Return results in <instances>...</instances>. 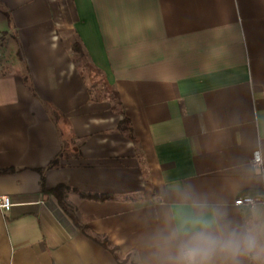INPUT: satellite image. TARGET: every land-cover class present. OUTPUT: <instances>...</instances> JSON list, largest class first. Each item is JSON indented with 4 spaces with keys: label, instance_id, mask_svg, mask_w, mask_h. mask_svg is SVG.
<instances>
[{
    "label": "crops",
    "instance_id": "crops-1",
    "mask_svg": "<svg viewBox=\"0 0 264 264\" xmlns=\"http://www.w3.org/2000/svg\"><path fill=\"white\" fill-rule=\"evenodd\" d=\"M71 36L121 104L89 92ZM257 151L264 0H0V264H157L185 205L251 214Z\"/></svg>",
    "mask_w": 264,
    "mask_h": 264
},
{
    "label": "clouds",
    "instance_id": "clouds-1",
    "mask_svg": "<svg viewBox=\"0 0 264 264\" xmlns=\"http://www.w3.org/2000/svg\"><path fill=\"white\" fill-rule=\"evenodd\" d=\"M264 264V210L242 220L196 202L174 214L161 238L157 264Z\"/></svg>",
    "mask_w": 264,
    "mask_h": 264
},
{
    "label": "trees",
    "instance_id": "trees-1",
    "mask_svg": "<svg viewBox=\"0 0 264 264\" xmlns=\"http://www.w3.org/2000/svg\"><path fill=\"white\" fill-rule=\"evenodd\" d=\"M5 14L7 15V17H10V14H9L8 11H5ZM73 49L75 51H77V52L78 51L81 52L82 56H87L86 53L83 51L82 46H81V44L79 42L76 41V42L73 43ZM88 67H89V70L91 71L90 72V81H91V83H90V86H89V92L91 94H93L94 89L99 85V82L96 80V78L100 77L101 79H103L105 81L106 85L111 89V91L113 93L112 97L117 99L116 104L117 105L121 104L119 93L115 89H113L111 87V85L108 83L105 73L101 69H99L95 65H93L92 63H89ZM105 97H110V96H105ZM51 111H52L53 119L56 122H58L59 119L62 117V115L58 111H56L54 108H52ZM124 124H126V125L129 124V119L126 118V117L123 118V121L120 124L121 127L124 126ZM125 128H126V126H125ZM60 156H62V153L59 154V157H56L55 159H53L47 165V167H45L43 169H40L41 173L44 174L45 170L59 165L60 164ZM10 170H12V169H4V170H2V172H7V171H10ZM42 189H43V191L45 193L52 194V195L56 196L58 201H59V203H60V205H61V207L71 216V218L77 224H79V218H78L75 210L73 209V207L70 204H68L65 201V197L67 196L68 192L70 190H72L71 187H69L67 185H64V184H61V185H58L57 187H54V188H51V189H47L45 187L44 177H43L42 178ZM81 195L83 197H85V198H95V199H104V198H106L105 195L90 194V193H81ZM102 243L106 247L110 248L111 251L116 252L117 249L115 247L111 246V243L109 242V240L107 238H104ZM129 258L130 257H126L123 260L118 259V263L117 264H128Z\"/></svg>",
    "mask_w": 264,
    "mask_h": 264
},
{
    "label": "built area",
    "instance_id": "built-area-1",
    "mask_svg": "<svg viewBox=\"0 0 264 264\" xmlns=\"http://www.w3.org/2000/svg\"><path fill=\"white\" fill-rule=\"evenodd\" d=\"M252 166L263 179L262 191L257 194L245 193L239 195L235 200V205L238 207H264V156L261 151L254 154ZM13 206L14 203L10 195L0 194V209L4 215H8Z\"/></svg>",
    "mask_w": 264,
    "mask_h": 264
},
{
    "label": "rangeland",
    "instance_id": "rangeland-1",
    "mask_svg": "<svg viewBox=\"0 0 264 264\" xmlns=\"http://www.w3.org/2000/svg\"><path fill=\"white\" fill-rule=\"evenodd\" d=\"M71 39L73 40V42H76V38L74 36H71ZM75 40V41H74ZM75 59L77 60L78 62V68L84 73L85 77L88 79V84L90 86V70H89V63H91L88 59L87 56H82L81 55V52H77L75 51ZM96 80L99 82V85L94 89V92H93V97L96 98V99H100L102 100L103 98H105V96H110L111 101H114V103L116 104V101L117 99L113 98L112 95V91L111 89L106 85L105 81L103 79H101L100 77L99 78H96ZM117 106V104H116Z\"/></svg>",
    "mask_w": 264,
    "mask_h": 264
}]
</instances>
